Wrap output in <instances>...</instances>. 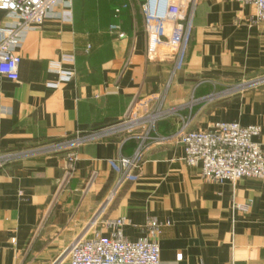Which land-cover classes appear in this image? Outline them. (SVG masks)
Returning a JSON list of instances; mask_svg holds the SVG:
<instances>
[{"label": "crops", "instance_id": "1", "mask_svg": "<svg viewBox=\"0 0 264 264\" xmlns=\"http://www.w3.org/2000/svg\"><path fill=\"white\" fill-rule=\"evenodd\" d=\"M145 2L72 0L70 22L59 7L22 32L19 79L0 77V155H22L0 170V264H56L101 210L127 220L131 241L159 221L160 264H264V181L206 182L184 163L178 136L186 122L199 132L237 122L259 126L264 149V85L236 91L264 77V22L235 0H194L177 69L172 58L148 55ZM18 22L0 11V27ZM114 24L124 39L110 34ZM64 55L74 57L75 78L51 89L59 78L50 65ZM159 110L167 115L146 121ZM128 114L143 124L78 149L63 185L66 153L43 151L121 125ZM144 141L135 178L117 188L114 162Z\"/></svg>", "mask_w": 264, "mask_h": 264}, {"label": "built area", "instance_id": "2", "mask_svg": "<svg viewBox=\"0 0 264 264\" xmlns=\"http://www.w3.org/2000/svg\"><path fill=\"white\" fill-rule=\"evenodd\" d=\"M72 0H0V11L19 18V22L11 26L0 27V77L10 81H18L21 58L16 49L21 44V34L28 28L41 27L59 7L69 8ZM236 2L255 8L254 23L264 22V0H235ZM182 15L177 19L176 45L171 46V38L162 28L153 33V22L167 23L151 10V0H146L143 11L146 18L147 52L151 57L174 58L176 68L183 65L185 50L191 38V22L194 14V0H188ZM63 13V21H71L69 9ZM109 32L118 39H124L121 27L111 25ZM173 42V41H172ZM74 57L64 55L59 62L50 65L52 73L59 78L51 89H58L61 84L69 83L75 78ZM264 85V77L247 82L236 88L241 91ZM166 113L159 110L149 116L146 121L155 125ZM144 118L127 115L125 121L118 126L98 132L82 133L70 140L53 145L43 152L66 153L64 184H67L75 170L78 160L77 150L87 143L98 142L120 131H133ZM186 122L179 132V143L184 149V163L189 168L200 170L203 180L217 185L236 182L242 179L264 181V149L256 143L261 135L259 126H242L237 122H217L206 131H189ZM147 142V140H146ZM145 141L130 157H121L114 162V170L120 174L118 187L132 181L140 168ZM42 152V150L37 153ZM22 155L1 154L0 170L8 163ZM235 209L246 212L248 205H236ZM128 222L124 218L109 220L103 218V210L99 211L88 223L86 229L78 235L65 249L56 264H160V237L162 224L150 219L143 230V236L136 241L128 240L123 229ZM100 227V228H98ZM98 228V229H97Z\"/></svg>", "mask_w": 264, "mask_h": 264}, {"label": "bare ground", "instance_id": "3", "mask_svg": "<svg viewBox=\"0 0 264 264\" xmlns=\"http://www.w3.org/2000/svg\"><path fill=\"white\" fill-rule=\"evenodd\" d=\"M188 0H185V5ZM151 10L160 19H166L167 23L163 21L160 24L158 21L153 22V33L156 35L158 28H162L168 33L171 38V46L173 48L176 45L177 19L182 15L184 9V0H151ZM173 41V42H172Z\"/></svg>", "mask_w": 264, "mask_h": 264}, {"label": "rangeland", "instance_id": "4", "mask_svg": "<svg viewBox=\"0 0 264 264\" xmlns=\"http://www.w3.org/2000/svg\"><path fill=\"white\" fill-rule=\"evenodd\" d=\"M172 59H174V58H172ZM248 82H250V81H248ZM247 83V82H246ZM240 87V86H239ZM236 88H238V87H236ZM242 91V90H241Z\"/></svg>", "mask_w": 264, "mask_h": 264}]
</instances>
